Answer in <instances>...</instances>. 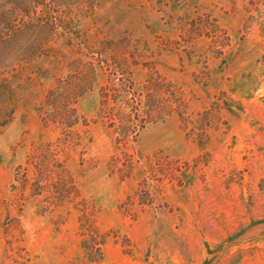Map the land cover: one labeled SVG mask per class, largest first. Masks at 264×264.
<instances>
[{"label":"rangeland","instance_id":"1","mask_svg":"<svg viewBox=\"0 0 264 264\" xmlns=\"http://www.w3.org/2000/svg\"><path fill=\"white\" fill-rule=\"evenodd\" d=\"M90 60L58 154L78 191L51 203L28 160ZM151 74L183 113L120 143L100 89ZM0 264H264V0H0Z\"/></svg>","mask_w":264,"mask_h":264},{"label":"trees","instance_id":"2","mask_svg":"<svg viewBox=\"0 0 264 264\" xmlns=\"http://www.w3.org/2000/svg\"><path fill=\"white\" fill-rule=\"evenodd\" d=\"M85 63L89 68L82 71L81 81L78 80L79 77L74 81L66 79V82L49 91L46 100L48 107L43 119L46 126L54 124L59 127L61 135L54 142L35 148L28 160V164L35 167L32 184L38 187V193L43 194L44 190L52 193L53 197L50 194L46 196L51 203L54 200L63 201L78 191L73 176L58 158V154L65 144L79 138V132L75 129L77 125L82 122L88 125L87 119L74 106L79 97L90 90L97 80L96 62L90 60ZM118 80L120 83L115 77L101 87L99 109V116L116 133L118 142L128 144L154 119L171 116L174 112L183 113L182 96L159 75L151 74L139 89L134 87L135 83L130 79ZM25 169L27 175L29 167Z\"/></svg>","mask_w":264,"mask_h":264}]
</instances>
